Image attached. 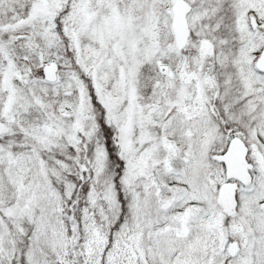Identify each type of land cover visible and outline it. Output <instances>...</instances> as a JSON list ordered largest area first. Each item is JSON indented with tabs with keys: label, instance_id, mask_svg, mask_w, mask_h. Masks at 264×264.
<instances>
[{
	"label": "snow or ice",
	"instance_id": "6c2138e0",
	"mask_svg": "<svg viewBox=\"0 0 264 264\" xmlns=\"http://www.w3.org/2000/svg\"><path fill=\"white\" fill-rule=\"evenodd\" d=\"M0 264H264V0H0Z\"/></svg>",
	"mask_w": 264,
	"mask_h": 264
}]
</instances>
